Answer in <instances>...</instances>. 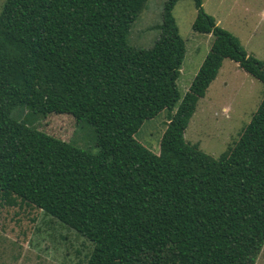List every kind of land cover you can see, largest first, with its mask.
<instances>
[{"label":"trees","instance_id":"obj_1","mask_svg":"<svg viewBox=\"0 0 264 264\" xmlns=\"http://www.w3.org/2000/svg\"><path fill=\"white\" fill-rule=\"evenodd\" d=\"M147 1H4L0 195L91 241L86 264H256L264 246V98L218 158L185 132L226 59L263 83L264 60L195 0L193 29L214 40L181 96L179 0L165 1L152 47L128 42ZM20 104L87 120L98 152L15 119ZM164 110L169 121L155 152L136 134Z\"/></svg>","mask_w":264,"mask_h":264},{"label":"rangeland","instance_id":"obj_2","mask_svg":"<svg viewBox=\"0 0 264 264\" xmlns=\"http://www.w3.org/2000/svg\"><path fill=\"white\" fill-rule=\"evenodd\" d=\"M5 0H0V12ZM166 0H148L132 24L128 42L138 48H150L160 36ZM205 11L218 24L231 31L246 51L264 60V0H203ZM174 15L186 42V55L177 86L184 96L214 36L193 29L197 16L195 0H179ZM264 98V83L254 78L238 63L226 59L217 78L197 105L185 139L199 143L206 153L218 158L239 139ZM12 117L26 122L76 146L97 153V133L87 120L77 121L69 114L36 113L26 104L16 106ZM169 121V112L144 122L136 137L153 151L160 150V140ZM21 203V202H20ZM93 243L33 205L11 206L0 195V264H86ZM256 264H264V246Z\"/></svg>","mask_w":264,"mask_h":264},{"label":"crops","instance_id":"obj_3","mask_svg":"<svg viewBox=\"0 0 264 264\" xmlns=\"http://www.w3.org/2000/svg\"><path fill=\"white\" fill-rule=\"evenodd\" d=\"M219 22H220V21H219ZM219 22H218V23H219Z\"/></svg>","mask_w":264,"mask_h":264}]
</instances>
